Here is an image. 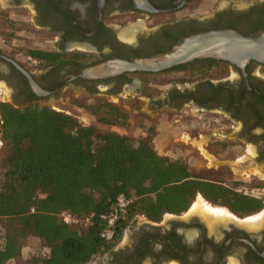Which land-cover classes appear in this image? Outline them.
I'll return each mask as SVG.
<instances>
[{
  "label": "flooded vegetation",
  "instance_id": "1",
  "mask_svg": "<svg viewBox=\"0 0 264 264\" xmlns=\"http://www.w3.org/2000/svg\"><path fill=\"white\" fill-rule=\"evenodd\" d=\"M146 1L165 7L174 0ZM194 1L172 11L149 12L136 0H0V16L24 12L33 29L29 32L43 36L23 52L0 44V103L49 108L75 89L86 96L102 95L95 104L103 108V117L112 118L117 111L125 122L136 120L145 131L140 138L158 156L183 163L192 175L203 177L221 168L233 173L226 165H208V158H229L237 173L264 184V64L249 61L240 69L201 58L155 73L68 78L102 59L166 50L187 32L227 27L250 33L264 28V0L222 3L200 17L191 12L194 7L180 13ZM33 51L42 52V58ZM159 73L172 77L162 83L141 79ZM161 132L163 141L155 144L153 137ZM244 191L259 199L261 207L241 216L225 219L190 209V204L156 221L141 214L139 225H126L127 242L105 252L106 264H264V186Z\"/></svg>",
  "mask_w": 264,
  "mask_h": 264
},
{
  "label": "trees",
  "instance_id": "2",
  "mask_svg": "<svg viewBox=\"0 0 264 264\" xmlns=\"http://www.w3.org/2000/svg\"><path fill=\"white\" fill-rule=\"evenodd\" d=\"M112 114L98 120L124 125L123 115ZM0 120L8 147L0 159V264H13L28 236L48 249L28 264H86L112 247L134 214L156 221L165 212L180 213L195 193L239 216L261 207L259 199L158 156L144 139L98 130L46 107L0 103ZM118 195L129 199L126 218L111 240H103L98 216ZM61 211L92 216L87 224L70 226Z\"/></svg>",
  "mask_w": 264,
  "mask_h": 264
},
{
  "label": "rangeland",
  "instance_id": "3",
  "mask_svg": "<svg viewBox=\"0 0 264 264\" xmlns=\"http://www.w3.org/2000/svg\"><path fill=\"white\" fill-rule=\"evenodd\" d=\"M244 1L247 0H198L194 1L192 6H188L186 9H184L182 12L183 14L191 12L194 13V15H197L198 17L202 15H208L211 11V9L215 5H220L222 3L231 2L233 5L239 6ZM194 7L191 10L188 8ZM188 10H190L188 12ZM180 13L176 14L179 15ZM25 13L22 12V16L20 15H11V13H8V15H1L0 16V44H6L9 47L16 48V50L23 52L25 49L28 48V46H35L37 43L40 42L41 38L43 37L40 35L38 31H33V33L29 32L33 29L29 28V23L27 22L28 15H24ZM167 16V15H165ZM171 16V14H170ZM164 17V16H162ZM15 20H12V19ZM11 21V22H10ZM35 30V29H34ZM168 77H172L171 73H159V74H149V75H142L141 79L146 83H162L164 80H166ZM64 97H61L59 101L56 103H52L49 108L62 112L64 114L70 115L71 117L75 118L77 122L83 125H91L98 130H107L112 131L117 134L125 135L131 139H139L145 134L144 127L141 125H138V122L136 120H131L130 122H125L124 125H115L110 126L103 122H99V118L103 117L104 112L103 108L96 107L95 103H98L99 98H101L102 95H93V96H86L80 93V90H74L71 92H66L63 95ZM144 105L141 106V109H144ZM164 123V122H163ZM167 124H162L161 126H166ZM162 133V132H161ZM164 133L157 134L154 139L155 144H159L163 141ZM2 145L0 144V159L6 154L8 147L7 145L1 140ZM208 165H226L227 167L232 168L233 173L226 170V168H221L220 170H213L208 172L204 177L210 178V179H216L219 181H222L224 184L229 185L235 189H241L243 192L244 189H246L244 192L249 193V191L253 187H260L264 186V184H259L253 176L251 175H240L237 173L238 171L235 170V166L232 164V161L229 158H227V161L225 162H218L216 160H213L211 158H208ZM223 160V159H221ZM195 162L196 167L201 166V161H195L193 160L192 163ZM210 163V164H209ZM201 197V195L195 193L191 199L190 203V209L192 207V203ZM203 200H205L203 197H201ZM207 202V201H206ZM209 203V202H207ZM210 204V203H209ZM211 206H217L218 205H212ZM222 207V206H221ZM233 214V213H231ZM236 216V215H235ZM142 221V215L141 214H135L131 221V223H134L136 226L139 225V222ZM129 227V226H128ZM128 227L122 229L120 232V236L118 239L114 242L112 245L114 248L117 246H123L127 240H128ZM2 246V239L0 238V247ZM48 253V249L39 238L28 236L22 241L21 245V251L20 256L14 260H10V263L13 264H28L29 259L31 257H44ZM106 256L105 252L97 254L93 256V260L86 264H106L104 257Z\"/></svg>",
  "mask_w": 264,
  "mask_h": 264
},
{
  "label": "water",
  "instance_id": "4",
  "mask_svg": "<svg viewBox=\"0 0 264 264\" xmlns=\"http://www.w3.org/2000/svg\"><path fill=\"white\" fill-rule=\"evenodd\" d=\"M136 1L149 12H167L180 8L186 0H174L165 7H152L146 0ZM201 58L223 61L240 69L249 61L264 64V28L250 33L227 27L187 32L166 50L140 57L102 59L78 68L68 78H103L123 72L155 73ZM29 84L36 88L30 80Z\"/></svg>",
  "mask_w": 264,
  "mask_h": 264
},
{
  "label": "built area",
  "instance_id": "5",
  "mask_svg": "<svg viewBox=\"0 0 264 264\" xmlns=\"http://www.w3.org/2000/svg\"><path fill=\"white\" fill-rule=\"evenodd\" d=\"M128 207L129 199L122 195H118L109 209L106 212L99 214L98 219L100 220L101 226L98 234L101 239L111 240L114 237L117 223L126 218ZM30 211L32 212V209H30ZM58 215L63 223L70 226H75L81 223L87 224L89 222V218L92 216V214H90L82 219H79L64 211L59 212Z\"/></svg>",
  "mask_w": 264,
  "mask_h": 264
},
{
  "label": "bare ground",
  "instance_id": "6",
  "mask_svg": "<svg viewBox=\"0 0 264 264\" xmlns=\"http://www.w3.org/2000/svg\"><path fill=\"white\" fill-rule=\"evenodd\" d=\"M199 198H197L193 203H192V207L191 209H194L196 211L199 212H210L212 214H214L217 217H224L226 219L227 216H232L233 214H231L227 209H225L224 207H215V206H211L209 203H207L205 200H203L200 196H198ZM248 219V218H247ZM255 219V217H251L249 220H253Z\"/></svg>",
  "mask_w": 264,
  "mask_h": 264
},
{
  "label": "crops",
  "instance_id": "7",
  "mask_svg": "<svg viewBox=\"0 0 264 264\" xmlns=\"http://www.w3.org/2000/svg\"><path fill=\"white\" fill-rule=\"evenodd\" d=\"M197 194H198V193H197ZM199 195H200V194H199ZM134 215H135V214H134ZM134 215H133V216H134ZM133 216H132V217H133ZM131 219H132V218H131ZM123 229H124V228H123Z\"/></svg>",
  "mask_w": 264,
  "mask_h": 264
}]
</instances>
